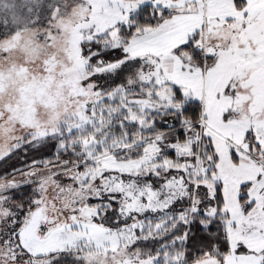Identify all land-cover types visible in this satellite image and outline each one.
<instances>
[{
    "label": "snow or ice",
    "instance_id": "6c2138e0",
    "mask_svg": "<svg viewBox=\"0 0 264 264\" xmlns=\"http://www.w3.org/2000/svg\"><path fill=\"white\" fill-rule=\"evenodd\" d=\"M0 264H264V0H0Z\"/></svg>",
    "mask_w": 264,
    "mask_h": 264
}]
</instances>
